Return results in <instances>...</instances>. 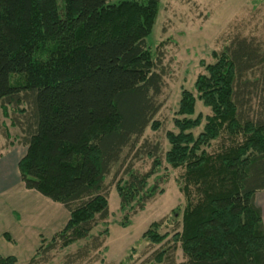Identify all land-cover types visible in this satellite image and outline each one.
<instances>
[{
    "label": "trees",
    "instance_id": "trees-1",
    "mask_svg": "<svg viewBox=\"0 0 264 264\" xmlns=\"http://www.w3.org/2000/svg\"><path fill=\"white\" fill-rule=\"evenodd\" d=\"M109 1L0 0V106L6 116L10 106L26 107L11 122L27 149L20 179L69 214L45 254L87 240L107 220L104 183L117 164L115 178L126 177L116 184L123 212L135 215L161 193L159 184L148 187L162 166L160 148L141 142L149 126L160 128L153 120L163 76L147 38L161 0ZM215 59L195 83L198 96L182 93L178 133L167 134L165 161L184 170L187 205L173 246L149 264H177V244L181 264H264L263 214L255 202L264 191V44L239 36ZM197 100L211 115L195 136L203 122L202 115L191 118ZM219 139L221 151L207 152ZM143 155L154 158L146 174L132 161ZM160 227L153 223L142 238L163 243L169 234ZM99 239L76 257L100 250ZM16 263L0 256V264Z\"/></svg>",
    "mask_w": 264,
    "mask_h": 264
},
{
    "label": "rangeland",
    "instance_id": "rangeland-1",
    "mask_svg": "<svg viewBox=\"0 0 264 264\" xmlns=\"http://www.w3.org/2000/svg\"><path fill=\"white\" fill-rule=\"evenodd\" d=\"M123 1L128 0H110L109 3L115 5ZM239 36L254 38L264 44V0H161L156 25L147 38L157 70L163 76L162 95L158 97L162 108L153 120L160 128L152 130L149 126L141 140L160 148L157 158L162 166L155 169L148 187L159 184L161 193L137 214L123 212L116 184L122 178L126 180V177L115 178L120 167L117 164L104 183L109 203L107 220L101 222L87 240L48 254L43 251L52 237L65 227L69 214L62 205L36 191L25 189L23 185L18 186L19 172L15 176L18 167L15 165L13 168L7 163L14 156L10 149L24 146L20 142L22 134L11 122L26 107L24 104L18 108L10 106L6 116L0 106V156L7 150L11 152L0 158V181L12 184L5 194H0V256L14 257L16 264H149L159 251L173 246L174 234L181 231L187 201L181 192L184 170L173 169L165 161V155L171 148L167 134L178 133L174 122L183 118L177 115L182 93L188 91L197 97L195 83L198 77L206 74V66L214 64L216 55ZM198 115H202L203 122L193 131L195 136L202 132L206 117L211 115L210 109L199 100L191 118L195 119ZM224 144L225 140L219 139L212 142L206 151L219 152ZM132 161L134 170L141 174L153 169L154 158L148 155ZM3 178L8 181H2ZM159 222V232L162 235L168 233L169 237L163 243L154 245L142 237L153 223ZM4 234H8L11 241ZM93 238H100L98 241L104 238L103 246L98 251L89 247L85 258L78 259L76 255ZM42 239L46 242L38 253ZM176 248L175 262L181 264L185 257L179 244ZM34 257L36 261L32 263Z\"/></svg>",
    "mask_w": 264,
    "mask_h": 264
},
{
    "label": "crops",
    "instance_id": "crops-1",
    "mask_svg": "<svg viewBox=\"0 0 264 264\" xmlns=\"http://www.w3.org/2000/svg\"><path fill=\"white\" fill-rule=\"evenodd\" d=\"M14 147L17 148L16 146H14ZM14 147L10 149V150H12L11 152H14V153H12V154H14V156H12V159L9 160L7 163L9 166H12L13 168H15V165H17V167H18L20 160L25 156L26 150H27L26 147H18L17 149H15ZM10 150H7L6 152H4L0 156V158L3 159V157L10 155V153H11V152H9ZM18 172H19V168H18V171H16L15 176L18 175ZM2 181H8V179L3 178ZM9 182L10 181L3 183L0 181V185H1L0 186V194H3V193L5 194L7 189L12 185V184H9ZM17 183H18V186L23 185V183L21 182V179H20V172H19V179L17 180ZM23 187H24V185H23ZM24 188H23V190H24ZM255 202H256V205L262 210L263 222H264V191L260 192L259 194L256 195Z\"/></svg>",
    "mask_w": 264,
    "mask_h": 264
}]
</instances>
